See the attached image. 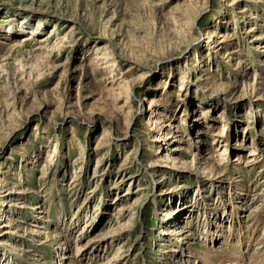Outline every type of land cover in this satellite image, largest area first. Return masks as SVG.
I'll return each instance as SVG.
<instances>
[{"label":"rangeland","instance_id":"1","mask_svg":"<svg viewBox=\"0 0 264 264\" xmlns=\"http://www.w3.org/2000/svg\"><path fill=\"white\" fill-rule=\"evenodd\" d=\"M226 253L264 264V0H0V264Z\"/></svg>","mask_w":264,"mask_h":264},{"label":"bare ground","instance_id":"2","mask_svg":"<svg viewBox=\"0 0 264 264\" xmlns=\"http://www.w3.org/2000/svg\"><path fill=\"white\" fill-rule=\"evenodd\" d=\"M226 153V151H224V149H223V152L222 153H220V151H217L216 153H215V155L213 156L214 158L216 157V158H223V155ZM219 160V159H218ZM253 161V159H249L248 160V162H252ZM219 164V163H218ZM233 260H235V256L233 255V254H225V255H223V261L221 262V264H232V262H233Z\"/></svg>","mask_w":264,"mask_h":264}]
</instances>
